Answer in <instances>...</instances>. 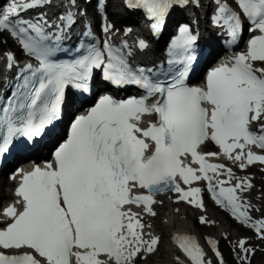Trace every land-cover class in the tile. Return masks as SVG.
I'll use <instances>...</instances> for the list:
<instances>
[{
	"label": "snow or ice",
	"instance_id": "snow-or-ice-1",
	"mask_svg": "<svg viewBox=\"0 0 264 264\" xmlns=\"http://www.w3.org/2000/svg\"><path fill=\"white\" fill-rule=\"evenodd\" d=\"M189 2L136 0L135 6L143 8L153 21L151 28L156 34L174 4L186 6ZM215 2L213 24L227 31L230 42L237 41L242 30L240 15L226 2ZM235 2L250 24L249 31L260 35L248 41L246 52L236 53L209 71L205 87H189L185 83L193 59L188 53L196 41L188 25L180 27V35L171 46L173 59L168 61L169 65H183V69H175L174 75L168 73L165 82L153 78V68L133 66L127 41L117 46L111 43V36L103 41L102 49L93 41L86 48L77 47V55L67 63L54 60L76 23L75 14L66 11L55 25L43 17L29 21L20 16L21 12L51 0H11L0 10V32L8 30L19 40L23 51L38 61L37 67L27 64L21 70L27 73L18 77L23 83L0 105V156L18 138L27 142L42 136L58 118L66 86L87 92L95 70H100L102 78L113 86L135 85L145 92L126 100L101 96L86 115L77 116L72 122L67 139L54 153V163L22 174L15 189L20 198L16 203L22 211L17 212L12 205L4 210L12 222L0 230V249L32 251L16 255L0 251V264H72V257L75 264H134L141 251L152 253L156 249L158 237L145 239L148 234L143 229L150 225L142 223L125 205L136 204L147 214L155 215L151 205L163 202L154 197L171 191L202 210V203L197 200L200 189L183 190L177 177L184 184L208 181V191L216 204L241 223L254 227L264 239V221L251 222L247 201L238 195L251 189L250 179L235 178L231 169L222 164L206 163L205 155L197 151L198 146L211 140L241 170L256 162L264 164V155L255 154L250 147L264 150V122H260L264 121V68L253 66L254 62H264V0ZM191 3L199 7V0ZM79 12L87 14L85 10ZM47 29L55 31L49 33ZM111 29L110 24L102 27L106 34ZM130 31L126 30L125 35ZM82 35L91 40L90 30ZM135 46L142 52L149 45L140 39ZM6 55L7 67L11 68L14 58L11 53ZM157 94L160 99L148 104ZM144 114L157 116L156 123L146 129L139 126ZM253 122H260L258 132L250 131ZM146 138L154 142L150 155L145 154L150 150ZM236 149L240 151L235 152ZM188 154L199 168L181 159ZM210 170L216 176L226 172L228 180L214 185L208 175ZM232 179H236L234 185L222 186ZM136 189L146 190L147 194ZM200 222H205L203 216ZM173 241L191 264H210L204 260L205 253L194 237L174 236ZM208 243L219 258L215 241L209 239ZM246 243L242 239L237 247L240 259L247 264L255 249L245 247ZM101 254L108 259H99Z\"/></svg>",
	"mask_w": 264,
	"mask_h": 264
},
{
	"label": "bare ground",
	"instance_id": "bare-ground-1",
	"mask_svg": "<svg viewBox=\"0 0 264 264\" xmlns=\"http://www.w3.org/2000/svg\"><path fill=\"white\" fill-rule=\"evenodd\" d=\"M63 1L66 8H71L74 12L76 11L79 0ZM122 2L123 0H111L110 7L112 8L111 11H113L111 17L116 19L119 16H123L121 11L124 10L125 7L122 6ZM89 6H91V4H89ZM120 8L122 10H120ZM187 8L189 11L182 13V15H176L168 23V28L172 23L178 22L179 20H181L182 23H194L195 25L199 26L200 32L203 33V41H207L209 37H212L213 43L218 42L215 32L211 28L207 27V17H205L204 14L200 13L198 10L199 8H206V10H208L209 3L207 4L205 0H199V7H195L190 3ZM121 21L128 22L129 25H134L136 23L135 21L137 20L133 19L132 17H127L125 20L121 18ZM167 32L163 34V37L167 34ZM10 47L13 49L14 45L11 44ZM250 180L252 183L256 182L255 179L252 180L251 178ZM1 186L4 190L1 192V196L3 198L0 199V204L7 198H10L6 192L7 184L1 181ZM256 191L257 187L252 186L251 189L239 193L241 200L247 201L249 206L248 215L251 217V222L264 221V192L260 195H256ZM179 195V193L172 195L169 200L165 198L160 200L163 203H157L154 207H152L155 215H149L145 211L139 209L131 210V212L138 215L142 223L145 225H150V227H145L143 229V232L148 234L145 236V239L149 238V236L158 237V245L153 251V254L155 252L162 254L152 259V256H146L144 255L146 252L141 251L134 259V264H189L181 259V256L178 254L176 248L173 245L172 236L174 234L196 235L197 232L193 229H190L189 224L194 219L200 220L201 216L205 218L204 223L200 222L201 226L206 227L209 231L206 234V243H208V240L210 239L215 241V244L217 245V243L219 244V241L225 239L227 241V246L232 248L234 251V256L229 257L227 261L225 260L224 264H246L244 260L240 259V249L237 247L238 242L242 239L247 242L245 247L255 249L254 253L248 256L247 264H264V239L257 240L253 239L249 235L243 236V234L246 233V230H242L239 227L236 228L235 232H231V226H233L236 221L233 220V222H227L225 217H219L212 208L201 210V208H196L186 201L182 202L179 199ZM205 204L206 200L204 201V206ZM179 223H185L184 227L187 230L179 229ZM160 242L163 243L162 248L159 246ZM176 257L180 258L179 261L176 259ZM204 260L208 261L206 258H204ZM210 264L212 263L210 262Z\"/></svg>",
	"mask_w": 264,
	"mask_h": 264
},
{
	"label": "rangeland",
	"instance_id": "rangeland-1",
	"mask_svg": "<svg viewBox=\"0 0 264 264\" xmlns=\"http://www.w3.org/2000/svg\"><path fill=\"white\" fill-rule=\"evenodd\" d=\"M85 2V0H83ZM207 1V0H205ZM109 3V11L110 13H112L113 11L112 8L110 7L111 4V0L108 1ZM117 9V8H116ZM119 9V8H118ZM120 10H122L120 8ZM121 17H117L116 19H114L115 21H120ZM11 44L12 42H10L8 39H6V37L4 35L0 34V55H2L5 51L8 50H12L11 49ZM247 178L251 179H255L256 182L251 183L252 186H256L257 187V191H256V195H260L264 192V166L263 167H256V166H252L247 172H245ZM213 210L217 213V215L219 217H225L227 222H233L232 220L228 219L226 217V215L216 209L213 208ZM225 222V221H224ZM226 223V222H225ZM190 229H193L194 231H196V235L200 236V238H202L203 240H205V238L207 237L206 234L209 232L207 230L206 227L201 226L200 220L199 219H194L193 221L190 222ZM185 223H179L178 224V228L181 230H187L185 229ZM232 228L230 229L231 232H235L236 228H238L239 226H237L236 224H233V226H231ZM244 230V229H243ZM244 235H249L251 236L253 239H256L255 236H253L249 230L246 229V233L243 234ZM259 240V239H257ZM159 246L162 248L163 247V243L160 242ZM218 247L220 249V251L222 252V262L223 264L225 263V260L227 261V259L229 257H233L234 256V251L232 248L227 246V241L225 239H222L221 241H219ZM144 255L146 256H152V259L155 258L156 256H160L162 254L155 252L153 254L152 253H145ZM208 261L211 262L212 264H221V258H213L210 254H208ZM213 261V262H212Z\"/></svg>",
	"mask_w": 264,
	"mask_h": 264
}]
</instances>
